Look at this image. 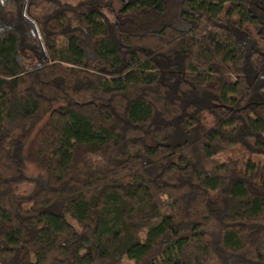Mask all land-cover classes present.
Instances as JSON below:
<instances>
[{"label":"trees","instance_id":"16d2710c","mask_svg":"<svg viewBox=\"0 0 264 264\" xmlns=\"http://www.w3.org/2000/svg\"><path fill=\"white\" fill-rule=\"evenodd\" d=\"M109 1L0 0V264H264V0Z\"/></svg>","mask_w":264,"mask_h":264},{"label":"rangeland","instance_id":"374dc122","mask_svg":"<svg viewBox=\"0 0 264 264\" xmlns=\"http://www.w3.org/2000/svg\"><path fill=\"white\" fill-rule=\"evenodd\" d=\"M60 1L68 3V4H72V5H78L79 3L84 2V1H88V0H60ZM93 1L97 2L100 5V7L104 11V13L107 15V17L111 21H115L117 19L118 11L120 9L119 3L110 2L109 0H93ZM168 18H169V16L164 19V22H168ZM139 22H141V23H136L134 25V28H136L138 30H144V29H147L149 27V21L148 20L143 19V20H139ZM42 128L43 127H40V129H42ZM28 149H29V151H28L27 155L29 156L32 153L31 143H30ZM32 161H33L32 158L29 157L28 173L35 176V175L39 174V170ZM32 191H33L32 185H24L20 188V194H22L24 196L29 195ZM124 264H133V263L129 260H125Z\"/></svg>","mask_w":264,"mask_h":264}]
</instances>
